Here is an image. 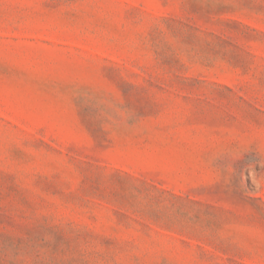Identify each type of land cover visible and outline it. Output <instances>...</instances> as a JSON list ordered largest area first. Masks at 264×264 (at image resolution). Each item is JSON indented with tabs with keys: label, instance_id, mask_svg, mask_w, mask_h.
<instances>
[{
	"label": "rangeland",
	"instance_id": "1",
	"mask_svg": "<svg viewBox=\"0 0 264 264\" xmlns=\"http://www.w3.org/2000/svg\"><path fill=\"white\" fill-rule=\"evenodd\" d=\"M0 264H264V0H0Z\"/></svg>",
	"mask_w": 264,
	"mask_h": 264
}]
</instances>
